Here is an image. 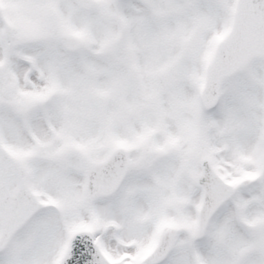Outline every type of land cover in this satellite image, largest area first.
<instances>
[{
    "label": "snow or ice",
    "instance_id": "1",
    "mask_svg": "<svg viewBox=\"0 0 264 264\" xmlns=\"http://www.w3.org/2000/svg\"><path fill=\"white\" fill-rule=\"evenodd\" d=\"M0 264H264V0H0Z\"/></svg>",
    "mask_w": 264,
    "mask_h": 264
}]
</instances>
